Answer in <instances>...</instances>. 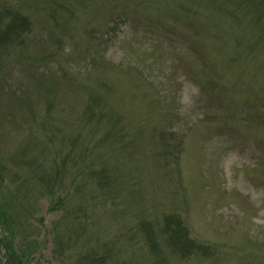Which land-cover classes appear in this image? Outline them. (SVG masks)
Wrapping results in <instances>:
<instances>
[{
    "label": "rangeland",
    "instance_id": "rangeland-1",
    "mask_svg": "<svg viewBox=\"0 0 264 264\" xmlns=\"http://www.w3.org/2000/svg\"><path fill=\"white\" fill-rule=\"evenodd\" d=\"M17 10L28 23L0 33L13 41L0 49V196L16 189L9 211L44 223L30 264L90 250L203 264L150 247L146 225L157 235L165 214L223 263L264 264V0H0L2 18ZM47 166L57 190L76 174L61 209L37 186Z\"/></svg>",
    "mask_w": 264,
    "mask_h": 264
},
{
    "label": "trees",
    "instance_id": "trees-1",
    "mask_svg": "<svg viewBox=\"0 0 264 264\" xmlns=\"http://www.w3.org/2000/svg\"><path fill=\"white\" fill-rule=\"evenodd\" d=\"M5 12L6 8H2ZM4 12L0 11V33L1 28L16 29L17 25L24 26L28 23L24 19L23 14L19 10L13 11V17L10 20L2 18ZM16 19L20 23L16 22ZM9 35L0 36V49H9L13 41H8ZM40 192H44L50 196V207L61 208L64 206L67 195L71 192V188L76 182V174H72L70 182L60 190H57V185L60 181L58 172H52L51 169L39 171L36 176ZM15 191H12L4 196H0V264H30L33 254L38 250V242L28 233L27 222L21 220L18 216L15 217L10 211L11 204H15ZM42 221V218L39 219ZM35 226V225H34ZM158 234L153 236L152 222L148 221L146 225L145 238L148 240L151 248H158L162 242L169 247V256L179 259H197L203 264L223 263V255L218 251L215 245L209 242H200L190 236L189 230L179 216H163L162 223H157ZM150 228V229H149ZM56 246H60V235L55 228L51 229ZM158 236H161L158 239ZM59 254H63L61 251ZM163 254V253H162ZM84 254H79L75 258V262L80 261ZM165 256V255H164ZM165 257H168L167 255ZM81 261L83 264H110L105 254H97L90 250Z\"/></svg>",
    "mask_w": 264,
    "mask_h": 264
}]
</instances>
